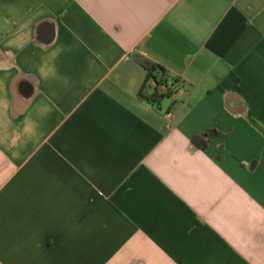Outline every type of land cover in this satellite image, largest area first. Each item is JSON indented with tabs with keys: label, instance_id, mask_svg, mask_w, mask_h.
Wrapping results in <instances>:
<instances>
[{
	"label": "crops",
	"instance_id": "crops-1",
	"mask_svg": "<svg viewBox=\"0 0 264 264\" xmlns=\"http://www.w3.org/2000/svg\"><path fill=\"white\" fill-rule=\"evenodd\" d=\"M0 264H264V0H0Z\"/></svg>",
	"mask_w": 264,
	"mask_h": 264
},
{
	"label": "trees",
	"instance_id": "trees-1",
	"mask_svg": "<svg viewBox=\"0 0 264 264\" xmlns=\"http://www.w3.org/2000/svg\"><path fill=\"white\" fill-rule=\"evenodd\" d=\"M134 60L147 72L146 80L138 93V98L152 105L159 104L166 98H171L175 87L180 84V80L175 79L166 68L142 54H136ZM217 134L215 130L207 131L202 136L194 137L192 142L196 147L204 148Z\"/></svg>",
	"mask_w": 264,
	"mask_h": 264
},
{
	"label": "rangeland",
	"instance_id": "rangeland-1",
	"mask_svg": "<svg viewBox=\"0 0 264 264\" xmlns=\"http://www.w3.org/2000/svg\"><path fill=\"white\" fill-rule=\"evenodd\" d=\"M166 99H168V98H166ZM166 99H165V100H166ZM168 100H169V99H168Z\"/></svg>",
	"mask_w": 264,
	"mask_h": 264
}]
</instances>
